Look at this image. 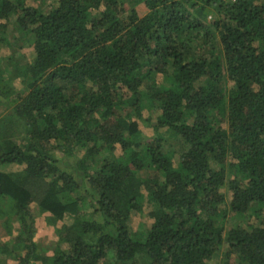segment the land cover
Returning <instances> with one entry per match:
<instances>
[{"label":"trees","instance_id":"16d2710c","mask_svg":"<svg viewBox=\"0 0 264 264\" xmlns=\"http://www.w3.org/2000/svg\"><path fill=\"white\" fill-rule=\"evenodd\" d=\"M51 1L0 0V52L7 31L33 51L24 91L0 66L23 131L0 137V166L19 168L0 172L14 264H264V0H139L143 17L123 0ZM33 203L69 221L47 257ZM230 215L257 224L224 232Z\"/></svg>","mask_w":264,"mask_h":264},{"label":"rangeland","instance_id":"374dc122","mask_svg":"<svg viewBox=\"0 0 264 264\" xmlns=\"http://www.w3.org/2000/svg\"><path fill=\"white\" fill-rule=\"evenodd\" d=\"M127 10H134L139 17L146 15L147 11L144 5L139 0H123ZM28 4L34 7H40L42 9L48 10L52 5L51 0H27ZM11 27V26H10ZM2 35H0L1 37ZM9 44V48H3L0 52V66L3 68V77L7 81V86L14 91H24V86L21 80L24 72L26 71V66L33 61V51L30 41L27 39L20 38L19 35H10L7 31L4 36ZM159 82H166L162 76H157ZM12 105L7 104L5 101H0V137L5 135L6 138L11 137V139L18 141L22 138V128L21 123L18 122L16 118L11 119ZM147 123L140 124V130L142 133V139L146 142L150 141L156 132L153 131V124L156 117V112L149 111L145 112ZM5 133V134H4ZM160 134H164V131H158ZM166 151H176L174 142H168L165 144ZM97 161L100 162V157H96ZM19 168L15 166H0V172H13L17 171ZM145 173H141V176H145ZM8 206H3V210H9ZM146 211V210H145ZM145 211L142 215L134 214L128 221V227L131 233L143 232L148 230L149 223L146 220ZM31 213L33 215V232H34V242L37 246L38 253L41 257L50 256L52 251L57 247L58 244V230L61 229L63 225H68L69 221L64 222H50V216L48 214H41L38 212L36 204L31 205ZM90 213V211H89ZM220 224V223H219ZM257 224L254 217L246 215L244 217L228 216V218L221 222V226L224 232L238 226L246 228L248 225ZM9 227V228H8ZM7 229L10 230L11 234L7 233ZM19 232V223L16 217L0 215V264H14V253L13 244L15 236ZM13 254V255H12ZM220 257L217 258L212 264H219Z\"/></svg>","mask_w":264,"mask_h":264},{"label":"built area","instance_id":"2783aa9c","mask_svg":"<svg viewBox=\"0 0 264 264\" xmlns=\"http://www.w3.org/2000/svg\"><path fill=\"white\" fill-rule=\"evenodd\" d=\"M224 2H230V3H234L236 0H222Z\"/></svg>","mask_w":264,"mask_h":264}]
</instances>
